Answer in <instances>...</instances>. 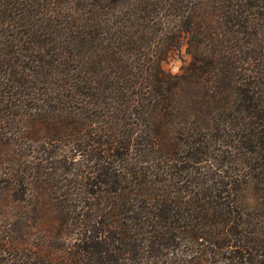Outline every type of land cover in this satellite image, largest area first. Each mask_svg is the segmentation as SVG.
I'll return each mask as SVG.
<instances>
[{"label": "trees", "instance_id": "16d2710c", "mask_svg": "<svg viewBox=\"0 0 264 264\" xmlns=\"http://www.w3.org/2000/svg\"><path fill=\"white\" fill-rule=\"evenodd\" d=\"M0 264H264V0H0Z\"/></svg>", "mask_w": 264, "mask_h": 264}, {"label": "rangeland", "instance_id": "374dc122", "mask_svg": "<svg viewBox=\"0 0 264 264\" xmlns=\"http://www.w3.org/2000/svg\"><path fill=\"white\" fill-rule=\"evenodd\" d=\"M187 46L188 45L185 42V39L178 41V45L172 47L166 58L160 62L161 69L164 70L166 73H170L172 75L179 74L191 59L187 50ZM38 127L47 126L43 125Z\"/></svg>", "mask_w": 264, "mask_h": 264}]
</instances>
